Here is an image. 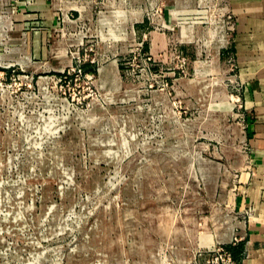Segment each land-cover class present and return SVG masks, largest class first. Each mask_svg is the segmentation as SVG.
Returning a JSON list of instances; mask_svg holds the SVG:
<instances>
[{
	"label": "rangeland",
	"instance_id": "374dc122",
	"mask_svg": "<svg viewBox=\"0 0 264 264\" xmlns=\"http://www.w3.org/2000/svg\"><path fill=\"white\" fill-rule=\"evenodd\" d=\"M14 1L0 0V264H191L234 241L243 100L213 42L230 1L150 0L140 35L142 0H85L94 18L58 44L14 28ZM153 31L169 34L160 56Z\"/></svg>",
	"mask_w": 264,
	"mask_h": 264
},
{
	"label": "crops",
	"instance_id": "0c3cea01",
	"mask_svg": "<svg viewBox=\"0 0 264 264\" xmlns=\"http://www.w3.org/2000/svg\"><path fill=\"white\" fill-rule=\"evenodd\" d=\"M141 2L145 9L139 7L140 11L137 9L129 18L130 26L137 27L140 35L148 31L144 13L151 6L150 0ZM14 5V28L35 30L39 44L45 42L46 37L51 41V37L58 31H77L79 20L89 21L94 18L92 5L85 0H15ZM230 9L234 16L235 30L232 34H228L224 26L220 27V31L215 30L213 42L214 46H218L214 52L217 53L215 58H222L225 64L230 58L235 60L234 76L242 86L244 120L241 139L245 140L247 154L233 200L235 211L239 214L236 217L241 218L237 233L240 240L236 243L231 240L225 247L232 252L237 264H264V0H230ZM75 15L78 17L72 18ZM176 19L179 26L191 20L180 9ZM25 34L29 37L31 33ZM148 35L149 41L145 48L160 56L168 45L169 34L153 31ZM177 35L181 36V28H178ZM197 35L183 36L187 39ZM55 38L57 44L63 41L58 34Z\"/></svg>",
	"mask_w": 264,
	"mask_h": 264
},
{
	"label": "built area",
	"instance_id": "2783aa9c",
	"mask_svg": "<svg viewBox=\"0 0 264 264\" xmlns=\"http://www.w3.org/2000/svg\"><path fill=\"white\" fill-rule=\"evenodd\" d=\"M93 0H91L92 2ZM230 0H228L229 2ZM225 2V0H223ZM230 5V4H229ZM226 6H223V10L221 11V18H223V26L226 27V31L234 32L235 30V21L233 13H227L230 11ZM154 10V6L151 5V11ZM228 33V34H232ZM229 63L231 66L235 67V60L233 58H230ZM69 74H71L70 71L67 73L64 72L60 75V79H67L69 77ZM240 94L242 96V86L240 85ZM239 95V97L241 98ZM241 107L243 108V102L241 104ZM248 215H251L249 212H247ZM240 240V237L236 236L234 243L238 242ZM198 255V259H195L191 264H237L236 260L233 257L232 252L225 246L220 245L218 247H211L205 251H200Z\"/></svg>",
	"mask_w": 264,
	"mask_h": 264
},
{
	"label": "bare ground",
	"instance_id": "6f19581e",
	"mask_svg": "<svg viewBox=\"0 0 264 264\" xmlns=\"http://www.w3.org/2000/svg\"><path fill=\"white\" fill-rule=\"evenodd\" d=\"M152 6H154L153 4H151Z\"/></svg>",
	"mask_w": 264,
	"mask_h": 264
}]
</instances>
